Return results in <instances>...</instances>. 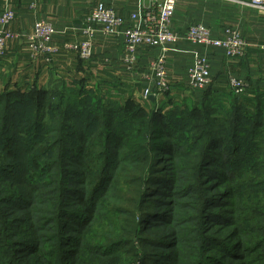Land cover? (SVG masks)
<instances>
[{
  "label": "trees",
  "instance_id": "trees-1",
  "mask_svg": "<svg viewBox=\"0 0 264 264\" xmlns=\"http://www.w3.org/2000/svg\"><path fill=\"white\" fill-rule=\"evenodd\" d=\"M212 83L195 90L194 105L169 108L155 107L154 98L147 99L152 107L140 105L118 85L110 89L108 81L90 87L85 79L71 85L55 79L44 88L4 87L0 239L9 230L6 220L22 210L21 223L40 222L56 234L60 249L45 264L74 256L82 264L83 254H97L90 264H222L212 261L216 253L246 262L240 252L262 264L264 91L253 98L229 87L217 94ZM180 164L189 172L183 183ZM237 181L247 187L239 192ZM175 183H185L183 191L194 194L195 214L204 220L193 233L199 245L188 262L180 243L165 240L173 231L151 233L164 225L157 216L164 206L158 188L168 191ZM216 183L228 187L208 194ZM13 207L14 215L8 211ZM94 225L98 232L89 253L86 235ZM69 232L77 233V241ZM232 232L235 241L222 237ZM26 238L25 251L32 242ZM18 242L12 239L3 250L17 249ZM39 243L31 248L38 250Z\"/></svg>",
  "mask_w": 264,
  "mask_h": 264
},
{
  "label": "crops",
  "instance_id": "crops-1",
  "mask_svg": "<svg viewBox=\"0 0 264 264\" xmlns=\"http://www.w3.org/2000/svg\"><path fill=\"white\" fill-rule=\"evenodd\" d=\"M240 1L245 0H177L170 29L180 39L170 45L166 57L169 91L154 98L155 107L186 106L197 102V91L190 87L186 76L191 51L207 56L213 90L217 94L228 89L229 76L245 81L244 94L249 98L264 91V50L260 47L264 44V11L246 7ZM99 3L127 19L137 9L138 0H0V12L10 8L14 13L7 31L17 35L7 41L5 55L0 58V91L6 86L44 88L52 86L55 79L63 80L67 85L85 79L90 87L108 81L110 89L111 85H118L123 94L131 95L136 103L152 107L148 100L142 99V92L147 86L145 76L150 75V64L159 53L156 48L140 47L131 72L122 64L124 46L121 37L105 36L100 31L92 38L93 56L89 61H79L74 53L65 51H60L50 63L41 56L31 58L25 35L35 22L51 24L55 30L53 42L57 46L68 41H82L87 38L85 18ZM194 24L207 27L214 38H221L225 29L236 30L248 45L244 55L229 58L221 49H204L185 41L182 36ZM91 26L100 29L99 25Z\"/></svg>",
  "mask_w": 264,
  "mask_h": 264
},
{
  "label": "built area",
  "instance_id": "built-area-1",
  "mask_svg": "<svg viewBox=\"0 0 264 264\" xmlns=\"http://www.w3.org/2000/svg\"><path fill=\"white\" fill-rule=\"evenodd\" d=\"M230 1V0H229ZM240 4L264 11V0H245ZM177 0H138L137 9L127 19L117 15L113 9L104 4H97L85 18L87 38L82 41H68L61 46L53 42L55 30L51 24L44 21L34 23L32 30L25 35L27 47L32 59L41 56L50 63L60 51L74 53L79 61H89L93 56L92 38L100 31L105 36L121 37L124 54L122 64L126 71L131 72L136 62V53L140 47L156 48L159 53L150 64V75H146L147 86L142 92V99L156 98L169 91V81L166 72V57L170 45L176 44L180 36L170 29V21L175 12ZM14 20L10 8L0 12V58L5 55L7 41L17 38L11 35L7 28ZM91 25H99L100 29ZM183 39L201 48L221 49L226 57L238 58L244 55L248 47L246 41L236 30L225 29L221 38H214L210 30L202 24H194L187 28ZM264 50V44L260 46ZM191 64L186 76L190 87L203 90L211 83L210 64L205 54L191 51ZM228 87L236 95H243L246 83L243 79L229 76Z\"/></svg>",
  "mask_w": 264,
  "mask_h": 264
},
{
  "label": "rangeland",
  "instance_id": "rangeland-1",
  "mask_svg": "<svg viewBox=\"0 0 264 264\" xmlns=\"http://www.w3.org/2000/svg\"><path fill=\"white\" fill-rule=\"evenodd\" d=\"M224 153L225 152L220 153L219 158H222ZM86 161L89 162V159H87ZM90 165L91 167H99L98 163L92 162ZM185 166L186 165L183 164H180L178 166L180 171L178 172L179 173L178 175L180 177L179 183H183L182 180L185 179L183 178L184 174H188L189 176V172L184 169ZM71 171L76 172V170L74 169H72ZM206 182L203 183L205 184ZM209 183L211 184L214 182L210 181ZM185 185H186L185 183L184 184L175 183L172 185V187L170 186L168 191L161 190L160 188H158L160 192H158L159 194L157 198L159 199L158 201H160V203L164 204V206L157 208V212H158L157 216H162L164 218V222H163L164 225L163 228L159 227L162 224L160 223V225L157 226L158 228H153V230H151V233L156 234L158 231H161L163 229H165L168 233H172L171 231H173V234H169V235H174V236H171L170 238H166L165 240L170 241L171 239H173L171 241L180 243L182 256L183 257L185 256L186 258L185 260L183 258V261L188 262L191 258L187 259V256H192L193 253L195 252L192 249V247L196 248L199 245L198 241L197 242L192 241V239H194L195 237L194 234L196 235L195 231H197V229L200 230L201 224L204 222V220L203 218L200 219L197 218V214H195L194 211V209H196L197 206L195 205V201L192 198L194 194H192L190 190L189 193L184 192L183 189ZM224 187H228V185L226 183H220V184L216 183L212 185V187L210 186L206 191L208 194L212 195L213 190L221 191ZM236 187H238L240 192L243 190L244 187L245 188L247 187V184H245L244 186L242 182H238L236 184ZM71 189L73 190L72 192L74 193V191H76L77 188H71ZM169 203H174V204L170 206ZM15 208L16 207L9 208L8 211L9 212L12 211L10 213H13L14 215V213L16 212ZM25 213L26 211L21 210L17 215L11 216L10 218H8V220H6L8 221L9 230L5 234V236H3L0 239V264H3L5 262L11 264H38L40 263V261H43L42 263L45 264V262L50 259V257L54 254V252L60 249V246H57L56 234H54L53 231L51 230L53 229L52 227L47 228V226H42L41 228L40 222H36V221L25 222V223L20 222L19 218ZM167 221L171 222V224H166ZM96 227L97 226L94 225L93 226L94 229L92 230V233L86 235L90 239L89 242H86L87 245H90L89 253H93L90 248L93 247L91 243H93L94 241L93 239L98 232L97 231L98 229H96ZM70 228L73 229L77 227L72 225L70 226ZM159 233L160 232H158L156 236H159L160 235ZM67 235L73 237L75 241H77L78 239L77 233L69 232ZM28 236H29V240L32 242H30V246H28L29 247L28 250L25 251L24 248L22 247L23 246L22 242L25 241V239H27L26 237ZM222 237L223 238L227 237L226 239H228L229 241H235L238 235L234 232H232L231 234L223 233ZM12 239H16V241H19L18 248L12 250H6V249L3 250V244H7L8 242L12 241ZM196 239H198V236L196 237ZM40 241L42 242L39 243ZM33 242L41 244L38 247V250H36L35 247L31 248V246H34V244H32ZM31 250L36 251V254L35 255L31 254ZM240 253H242L245 256L244 259H246V262L245 261L241 262L240 260L232 259V258L229 259V257L221 253L214 254L212 261H217V263H222V264H252L253 260H250L252 258H249L250 256L248 254H246L245 252H240ZM77 257L78 256H74L72 257L71 260H65L63 264H78ZM93 259H97V254H94V256H91V254H83L82 264H90ZM209 264H214V263L210 262ZM262 264H264V262H262Z\"/></svg>",
  "mask_w": 264,
  "mask_h": 264
},
{
  "label": "water",
  "instance_id": "water-1",
  "mask_svg": "<svg viewBox=\"0 0 264 264\" xmlns=\"http://www.w3.org/2000/svg\"><path fill=\"white\" fill-rule=\"evenodd\" d=\"M150 99V98H149ZM152 99V98H151Z\"/></svg>",
  "mask_w": 264,
  "mask_h": 264
}]
</instances>
